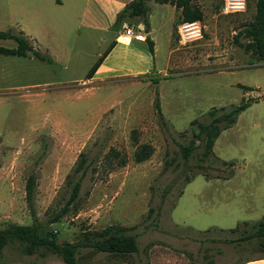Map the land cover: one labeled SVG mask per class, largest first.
I'll use <instances>...</instances> for the list:
<instances>
[{"label": "rangeland", "instance_id": "1", "mask_svg": "<svg viewBox=\"0 0 264 264\" xmlns=\"http://www.w3.org/2000/svg\"><path fill=\"white\" fill-rule=\"evenodd\" d=\"M112 1L125 2L0 0V31L22 32L47 59L0 54V229L34 224L25 189L34 175L41 236L80 244L112 226L137 239L138 252L125 256L82 247L79 264H223L264 256L256 239L224 241L240 236L228 231L239 221L251 220L242 227L246 235L264 220V56L252 54L245 35L257 0L228 15L224 0H198L203 38L186 45L179 42L180 11L148 0L154 55L142 39L118 45L105 67L123 69L86 80L125 25L147 37L139 18L110 16ZM0 47L17 42L0 39ZM244 102L250 107L216 140L217 158L205 157L197 141L185 164L180 152L192 139L191 123H209L211 110ZM143 145L152 153L137 163ZM82 159L80 196L51 223L81 176L74 169ZM218 159L234 166L209 170L221 166ZM0 264L65 263L12 241Z\"/></svg>", "mask_w": 264, "mask_h": 264}, {"label": "trees", "instance_id": "2", "mask_svg": "<svg viewBox=\"0 0 264 264\" xmlns=\"http://www.w3.org/2000/svg\"><path fill=\"white\" fill-rule=\"evenodd\" d=\"M157 4L171 5L175 7L177 11H180L182 23L183 22H196L203 20V12L198 6V0H155ZM127 14L129 19L139 18L142 20L144 27V33L147 35L145 38L146 43L149 46L151 55H154V43L151 40L150 33V8L148 6V0H133L125 6L120 14ZM246 38H248L247 48L252 50L253 55L264 56V0H257L256 2V14L254 20L247 26L245 30ZM0 39L14 40L17 42V48L8 49L0 47V54L6 56H18L26 57L28 53H32L37 59L47 60L46 57L41 55L31 44V41L22 32L20 34L11 32H1ZM112 46L98 59V61L92 66L86 75V80L93 78L94 74L100 68L104 59L112 50ZM250 107V102H244L239 106H231L222 109H215L208 112L207 116L210 118L209 123H202L199 120H194L191 123L190 132L192 133V139L189 144L181 147V156L185 164L189 161L193 151L197 147L196 143L204 142V155L209 159L217 158L213 152V148L216 140L220 134L232 127L236 123L237 118L241 112ZM158 112L162 120L164 117L160 110V106L157 107ZM113 151V150H112ZM152 149L149 145H143L139 151L135 154V161L142 163L149 159L151 156ZM219 160V159H218ZM86 161L83 159L75 167L74 172L81 173V176L76 180L72 187L70 197L67 201L65 208L61 213L57 214L51 223H57L67 212L70 205H72L77 198L80 196L83 178L85 177L87 168L85 167ZM220 167L209 166V170H216L219 172H225L228 168L234 166L233 162H225L219 160ZM225 167V168H223ZM205 175L206 178L210 176L206 172L198 173ZM232 173H229V176ZM195 176V175H194ZM220 176V175H218ZM228 176V177H229ZM226 177V178H228ZM191 182V178L186 179V184ZM26 201L30 209V213L33 217L34 224L32 226H18L12 225L7 229H0V252L12 241L22 243L26 247L28 254H33L37 249L44 248L50 251L54 255L61 257L65 264H79L78 252L82 247H90L96 252H106L112 255L125 256L131 255L138 252L137 239L134 236L123 234V229L108 227L103 231L93 234L88 233L84 237L86 240L83 243L73 244L65 243L59 244L55 235L51 238L43 237L40 234L41 225L37 223L36 212H35V190H36V177L30 175L26 182ZM248 225L247 222L239 223L234 229L228 230L232 234L240 235L235 239H225L227 244H239L242 242H251L253 239L257 240L260 247L264 248V220L259 221L255 224L254 231L245 235L243 226ZM207 264H213V260H209Z\"/></svg>", "mask_w": 264, "mask_h": 264}, {"label": "built area", "instance_id": "3", "mask_svg": "<svg viewBox=\"0 0 264 264\" xmlns=\"http://www.w3.org/2000/svg\"><path fill=\"white\" fill-rule=\"evenodd\" d=\"M247 8V0H224L223 12L225 14H238L242 13ZM143 28V26H140ZM203 28L200 21L196 22H183L179 26V42L183 45L190 44L202 40ZM133 38H141L135 34V31L128 27H124V32L120 34L118 42L123 45H130Z\"/></svg>", "mask_w": 264, "mask_h": 264}, {"label": "crops", "instance_id": "4", "mask_svg": "<svg viewBox=\"0 0 264 264\" xmlns=\"http://www.w3.org/2000/svg\"><path fill=\"white\" fill-rule=\"evenodd\" d=\"M105 1V0H104ZM132 0H125V2L123 3H118V2H110V7H109V13H110V16L112 18H119L121 12L123 11V9L125 8V6L127 4H129V2H131ZM126 26V25H125ZM124 26V27H125ZM124 29V28H123ZM121 34V33H120ZM120 34L116 37V39L114 40V42L111 43L110 46H112V50L111 52L108 54V56L104 59V61L102 62L100 68L97 70V72L94 74L93 78L90 79V80H95V79H101L103 77H106V76H109V73L112 72L113 70L115 72H119L121 71L123 68H112V67H109V68H106L105 67V64L107 62V60L111 57V55H113V53L115 54L116 50H117V47L118 45H121V46H125V47H130L132 46V43L134 40H138L139 38H133L132 42L130 45H123V44H120L118 42V39L120 37ZM151 34H152V30L150 29V33H149V36L151 38ZM142 39V40H141ZM139 40H141L142 42H146L145 40H143V38H140ZM151 40L153 41V39L151 38ZM154 43V41H153ZM109 46V47H110ZM154 48H155V43H154ZM155 51V50H154ZM111 68L113 70H111ZM105 75V76H104ZM111 75V74H110ZM216 143V142H215ZM215 146V145H214ZM248 221H251V220H247V221H239V223H243V222H248ZM223 264H264V256H260V257H256V258H251V259H248V260H243V261H239V262H236V263H223Z\"/></svg>", "mask_w": 264, "mask_h": 264}]
</instances>
